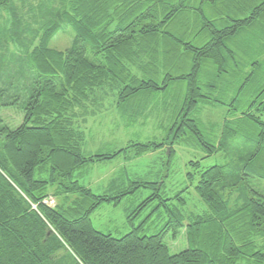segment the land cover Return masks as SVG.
Here are the masks:
<instances>
[{
  "label": "trees",
  "instance_id": "16d2710c",
  "mask_svg": "<svg viewBox=\"0 0 264 264\" xmlns=\"http://www.w3.org/2000/svg\"><path fill=\"white\" fill-rule=\"evenodd\" d=\"M54 1L0 0V264H264V0ZM68 27L71 46L51 49ZM149 102L166 136L128 140ZM107 114L127 135L95 145L89 123ZM181 147L184 187L168 192ZM151 155L146 173L129 170ZM113 161L122 169L94 193L87 170ZM140 192L128 222L155 205L140 230L94 229L100 207ZM188 198L205 208L186 218ZM155 215L163 226L140 235Z\"/></svg>",
  "mask_w": 264,
  "mask_h": 264
},
{
  "label": "rangeland",
  "instance_id": "374dc122",
  "mask_svg": "<svg viewBox=\"0 0 264 264\" xmlns=\"http://www.w3.org/2000/svg\"><path fill=\"white\" fill-rule=\"evenodd\" d=\"M30 2L33 6L36 5V3L33 2V0H30ZM58 4H59V0H55L54 5L57 6ZM73 38H74L73 30L69 27L63 28V30L58 32L51 40L50 48L55 49L57 51H64L71 46ZM260 45H263V42H261ZM260 54H261L260 56L256 55L254 59L263 63L262 68L256 72L257 74H259V76H262L263 78L264 77V53L260 52ZM169 95L170 93L168 94V96ZM157 96H159L160 98L162 97V95H157ZM150 105L151 106L146 105L144 108H142L144 109V111L143 112L140 111L141 116H139L137 120L133 122L132 125L134 124L135 125L134 126L131 125V127L129 128V133H128L129 137L127 138L128 140H133V141L137 140L140 143H145V142L151 141L152 139L161 138V137L166 136L165 131L163 132L156 128L157 124L159 125V122H160L159 119L164 118V114L162 115L161 111H157L156 106L154 107L152 104ZM148 107L152 110H149ZM220 118H221L220 113L218 114V111H211L210 114L200 117V121L207 123V124L204 123L203 125L201 124L200 128L202 132L209 138L213 135L214 123H215L214 119L220 120ZM166 125H170V124L167 123ZM208 125L210 127V132L208 129ZM210 125L213 126V130ZM89 127L91 128V138L89 137V141L94 143L95 145H97V143L99 144L109 143V141H111L112 138L114 139L116 138L115 142L124 141L123 138L125 137V135H127L124 132H122V130L126 128H125V123L121 121L119 115L112 117L107 114L106 117L95 118L94 122L89 123ZM99 134H102L103 136L102 138H100L101 140H98L99 137H101V136L98 137ZM212 139L213 138H211V140ZM93 147L94 146H88V150H91ZM187 151L192 153L191 149L185 150L182 147L176 150V153H177V155L175 156L176 159L175 161H173V164L171 166V168L175 171V175H172L171 179L165 180L166 186L171 185V183L174 184L173 187H167L168 192L173 191L175 189V182L180 181L179 173L181 174L186 173L185 164L189 162V159L191 157V154H189ZM202 155L203 154L201 153V151H199L197 153V156L194 155V157H198L197 159H200L203 157ZM147 156L139 158L137 161L132 163V165H129L128 163L129 170L134 173H138V174L146 173L147 171L146 165H148L150 162L154 160L156 161L158 160V159H154L155 156L151 155L153 159H148ZM116 160H119V159H116ZM212 162H214V160ZM212 162H210L209 164H207L208 162H204L202 164H204L206 168V167H210L211 166L210 164ZM113 163L114 161L110 163L102 164V165H97L95 168L91 170L89 169L87 170L89 172L85 175L84 182L88 184L89 187H91L94 193L101 194L102 192V189H100L101 184L105 183L108 177L112 176L113 174L117 173L120 169H122V167L119 168V164L117 162H115V164ZM153 171H156V170L153 169ZM151 181H156V180L153 179ZM179 184L184 187L182 180L180 181ZM182 188L175 190V193L181 190ZM257 188H260V187H257ZM150 195H151V192H140V194H138L135 197L125 199L117 207L107 206V205L100 207L91 217L92 225L94 229L103 234H109L115 239H120L124 237L125 235L130 233L134 228L140 230L139 228H140L141 223L146 219V217L155 208V205L151 207L149 210H147L145 213H143L142 216L138 220H133L132 222H128L127 217L133 210H135L146 199V197H149ZM195 200L199 202L197 199ZM195 200L193 198H188L187 203L188 205L190 204L189 208H191V210L187 209L185 211L186 218H188V216L191 215L190 211L194 210L196 206H199ZM55 201L59 202L58 199ZM199 204H201V206L204 207L202 203L199 202ZM156 217H158V215H155L153 217V220L150 223V225L141 229L143 231H140V235L151 236V235L157 234L158 230L164 224V219L163 218L157 219ZM183 241H184V236H181V238L177 242H174V243L170 238L167 239V243L172 250V251L170 250L172 254H176L181 251V250L180 251L178 250L180 248H183L181 245Z\"/></svg>",
  "mask_w": 264,
  "mask_h": 264
},
{
  "label": "built area",
  "instance_id": "2783aa9c",
  "mask_svg": "<svg viewBox=\"0 0 264 264\" xmlns=\"http://www.w3.org/2000/svg\"><path fill=\"white\" fill-rule=\"evenodd\" d=\"M45 203H46L48 206H50V207L53 206V201H52V200H50V201H46Z\"/></svg>",
  "mask_w": 264,
  "mask_h": 264
}]
</instances>
